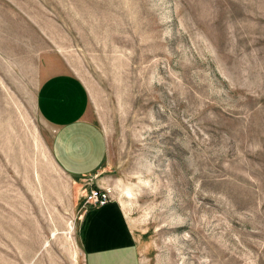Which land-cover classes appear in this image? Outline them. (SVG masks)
Here are the masks:
<instances>
[{"label": "rangeland", "instance_id": "374dc122", "mask_svg": "<svg viewBox=\"0 0 264 264\" xmlns=\"http://www.w3.org/2000/svg\"><path fill=\"white\" fill-rule=\"evenodd\" d=\"M44 62L86 87L97 172L54 157ZM91 187L140 264H264V0H0V264H85Z\"/></svg>", "mask_w": 264, "mask_h": 264}, {"label": "crops", "instance_id": "0c3cea01", "mask_svg": "<svg viewBox=\"0 0 264 264\" xmlns=\"http://www.w3.org/2000/svg\"><path fill=\"white\" fill-rule=\"evenodd\" d=\"M45 65L40 68L37 100L40 113L54 129V157L75 176L97 172L105 161L106 141L87 117L86 87L65 67L48 74ZM92 128L98 132V136L93 132L95 141L87 133ZM78 239L85 264H140L133 231L121 204L114 199L88 205L79 220Z\"/></svg>", "mask_w": 264, "mask_h": 264}, {"label": "built area", "instance_id": "2783aa9c", "mask_svg": "<svg viewBox=\"0 0 264 264\" xmlns=\"http://www.w3.org/2000/svg\"><path fill=\"white\" fill-rule=\"evenodd\" d=\"M105 190L106 189H103V188L91 187L84 194L83 202L92 203V204L105 203L109 199V193Z\"/></svg>", "mask_w": 264, "mask_h": 264}, {"label": "bare ground", "instance_id": "6f19581e", "mask_svg": "<svg viewBox=\"0 0 264 264\" xmlns=\"http://www.w3.org/2000/svg\"><path fill=\"white\" fill-rule=\"evenodd\" d=\"M102 204H104V203H102Z\"/></svg>", "mask_w": 264, "mask_h": 264}]
</instances>
